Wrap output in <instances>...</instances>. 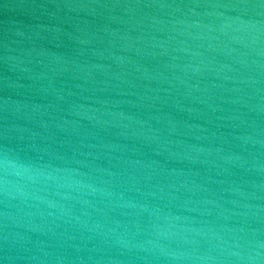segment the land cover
Masks as SVG:
<instances>
[{
	"label": "water",
	"instance_id": "1",
	"mask_svg": "<svg viewBox=\"0 0 264 264\" xmlns=\"http://www.w3.org/2000/svg\"><path fill=\"white\" fill-rule=\"evenodd\" d=\"M0 229L39 264H264V0H0Z\"/></svg>",
	"mask_w": 264,
	"mask_h": 264
}]
</instances>
